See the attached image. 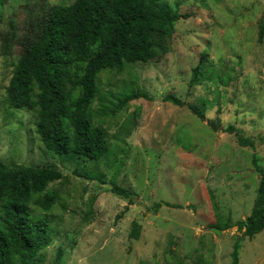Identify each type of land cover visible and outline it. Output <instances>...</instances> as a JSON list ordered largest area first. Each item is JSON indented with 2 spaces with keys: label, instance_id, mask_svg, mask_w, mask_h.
<instances>
[{
  "label": "rangeland",
  "instance_id": "obj_1",
  "mask_svg": "<svg viewBox=\"0 0 264 264\" xmlns=\"http://www.w3.org/2000/svg\"><path fill=\"white\" fill-rule=\"evenodd\" d=\"M75 1L5 0L0 11V163L55 166L63 174L49 187L58 195L46 214L53 241L38 264H55L60 249L61 264H232L238 241L239 264H264V231L249 240L235 225L258 199L253 159L264 171V0H160L189 18L174 23L169 37L155 35L150 62L99 74L91 119L109 144L99 162L47 151L34 113L7 102L35 22ZM204 55L208 77L191 85ZM139 92L151 100L110 114ZM190 106L204 110L206 120ZM229 127L236 133L224 132ZM237 134L254 148L240 146ZM112 180L133 195L113 194ZM133 222L140 225L136 239ZM225 222L230 227L217 231Z\"/></svg>",
  "mask_w": 264,
  "mask_h": 264
},
{
  "label": "trees",
  "instance_id": "obj_2",
  "mask_svg": "<svg viewBox=\"0 0 264 264\" xmlns=\"http://www.w3.org/2000/svg\"><path fill=\"white\" fill-rule=\"evenodd\" d=\"M4 1L0 0V11ZM188 18L171 12L160 0H77L67 7L53 6L22 42L23 52L7 89V102L12 109L34 113L36 132L47 151L99 162L109 152L103 129L94 126L91 119L99 74L120 70L127 64L150 62L156 56L155 35L160 39L169 37L174 23ZM202 59L193 72L191 85L208 77L206 56ZM140 99L151 97L140 92L131 95L110 114L114 116ZM168 99L184 106L174 97ZM189 108L200 120H206L204 110ZM208 125L218 132L216 122L209 121ZM224 132L234 134L236 130L229 127ZM237 140L242 147L254 148L253 142L240 134ZM253 163L260 175L258 199L251 215L235 224L249 240L264 231V171L256 159ZM62 179V172L55 166L11 167L0 163V264H38L39 255L53 241L46 214L57 204L58 195L49 187ZM91 180L108 184L102 177ZM109 184L119 197L129 199L133 195L114 180ZM132 225L130 237L136 239L140 225ZM229 227L225 222L223 227L215 228L223 231ZM239 250L238 241L232 264H239ZM62 259L60 249L55 264H61Z\"/></svg>",
  "mask_w": 264,
  "mask_h": 264
}]
</instances>
